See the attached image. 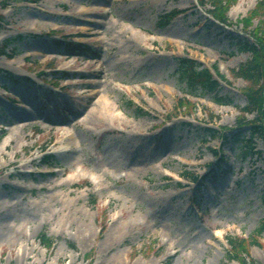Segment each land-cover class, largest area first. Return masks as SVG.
Wrapping results in <instances>:
<instances>
[{"label": "rangeland", "instance_id": "1", "mask_svg": "<svg viewBox=\"0 0 264 264\" xmlns=\"http://www.w3.org/2000/svg\"><path fill=\"white\" fill-rule=\"evenodd\" d=\"M261 1L235 0L225 26L198 0L10 2L0 20V46L15 40L6 50L14 58L0 59V165L14 164L0 172V190L20 202L0 210V264H264V141L250 143L254 116L240 124L248 84L233 74L252 58L236 44L252 42L242 20ZM174 10L186 13L170 21ZM258 28L253 18L248 30ZM187 57L218 68L230 106L202 88L188 94L176 74ZM98 101L119 120L95 117ZM81 119L88 126L75 128ZM63 128L78 136L64 168L54 135ZM76 174L78 184L39 191ZM232 239L246 241L236 260Z\"/></svg>", "mask_w": 264, "mask_h": 264}, {"label": "trees", "instance_id": "2", "mask_svg": "<svg viewBox=\"0 0 264 264\" xmlns=\"http://www.w3.org/2000/svg\"><path fill=\"white\" fill-rule=\"evenodd\" d=\"M235 0H199V4L201 7L207 6L210 4L211 9L209 14L211 18L219 22L223 25H229V20L227 19V15L229 13L230 6L234 3ZM7 0H4L3 6L6 5ZM256 9L251 12L242 20L243 28L247 33L251 34L252 42H244L241 41L236 44L239 52H245L251 54L252 59L247 62V64L242 65L237 71L233 72L234 77L237 80L245 81L248 84V87L242 91L243 96L245 95L247 99L246 107L241 111V115L243 117L241 124H244L246 120L245 115L254 116L255 119L253 121H248L247 125L251 130L250 134V143L253 144L256 138L262 139L264 141V0L261 3L257 4ZM253 18L260 19V28L257 31L248 30V26L251 25V21ZM250 19V21H249ZM165 23L161 25L164 27ZM19 37L18 39H20ZM15 44L12 40L6 41L0 48V56L7 55V51L9 47ZM10 58V56H9ZM14 58V56L12 57ZM10 58V59H12ZM178 69L176 74L180 77V79L187 84L189 87V93L193 96H197V91L201 87L203 90H206L207 93L215 94L214 101L218 105H227L230 106L231 103H227L225 99L220 98L219 95L221 93L219 84L214 80L213 75L209 70H206L192 61L191 59H179L178 60ZM216 74L220 79L225 81V77L219 74V70L215 68ZM182 102H180L181 108ZM223 130L219 132L214 129H207V136L213 141V139H224V134L222 135ZM206 141V140H205ZM207 142V141H206ZM212 152L217 153V151L213 150ZM237 156L243 157L246 159L248 154H243ZM45 163L50 166L51 159L50 157L45 158ZM264 231V225L259 232L261 234ZM232 239V241H228L231 247V257L235 259L240 253H247V249L245 248V240ZM45 245H51L49 241L46 239ZM236 260V259H235ZM242 264H256L253 260L242 259Z\"/></svg>", "mask_w": 264, "mask_h": 264}, {"label": "bare ground", "instance_id": "3", "mask_svg": "<svg viewBox=\"0 0 264 264\" xmlns=\"http://www.w3.org/2000/svg\"><path fill=\"white\" fill-rule=\"evenodd\" d=\"M58 3H65L66 0H56ZM100 68H101V65H100ZM99 103L97 104V107L96 109L94 110L93 115H95V117L99 118V119H102V118H107L109 120H119V117L115 114V109H114V105H112L110 102L108 103H105L103 101H98ZM26 115V114H24ZM14 119H21V118H24L23 114L20 112L18 114H15L14 115ZM89 119H81V121L77 122V126L75 128H78V127H86L88 126V123H89ZM22 128V127H20ZM19 127L15 128L13 131H12V137L13 138H20L21 135H20V130ZM55 130V133L54 135H57V136H61V139L59 142L55 143V147H58V150L56 152V156L60 159L61 163L63 164V168L64 167H67L69 164H71V162L73 161V158L75 156V153L77 154V139H78V136H75V134H72V133H69L67 132L68 130L64 129L63 128V132H60L61 130L57 131ZM83 135L84 132H81ZM80 142V141H79ZM11 143H7L5 144V146L3 147L4 150L7 149V147L10 145ZM61 145H66L68 147V149H63L61 147ZM12 164H14V162H8L6 163L5 165H0V172L5 169L7 166H11ZM26 165V164H25ZM64 171H66V169H64ZM79 178V175H73L71 178H68L66 179V181L64 180H61L59 182H50L51 185L48 186V187H40L39 188V191L43 192V191H48V192H56V190H60L62 191V189H64L66 186H69V185H75V184H78L77 180ZM97 179V178H95ZM98 186L102 185L100 180L99 182H97ZM5 186V182H0V187L3 188ZM30 188V187H29ZM28 189V188H27ZM73 193H70L69 195H66V194H60V195H52V200L54 201H57V202H66L67 201V198H72L73 197ZM1 196H2V192L0 190V210H6L9 208H12L11 206H16V205H19V202H7V201H3L1 199ZM28 203V202H27ZM30 204V203H29ZM116 223H118V221H116ZM131 228L130 224L129 225H126L124 227V229H127L129 230ZM121 229V228H119ZM115 231L118 230L117 227H115L114 229ZM79 233L84 236L86 238V233H89L91 231V227L90 225L87 223V221H83L81 223V225L79 226V229H78ZM175 254H178V252H176Z\"/></svg>", "mask_w": 264, "mask_h": 264}]
</instances>
